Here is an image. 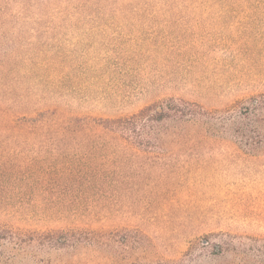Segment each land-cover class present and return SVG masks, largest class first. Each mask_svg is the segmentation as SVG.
<instances>
[{"label": "rangeland", "instance_id": "rangeland-1", "mask_svg": "<svg viewBox=\"0 0 264 264\" xmlns=\"http://www.w3.org/2000/svg\"><path fill=\"white\" fill-rule=\"evenodd\" d=\"M255 98L264 0H0V231L37 239L0 264H264ZM168 99L207 114L158 144L58 127Z\"/></svg>", "mask_w": 264, "mask_h": 264}, {"label": "trees", "instance_id": "trees-1", "mask_svg": "<svg viewBox=\"0 0 264 264\" xmlns=\"http://www.w3.org/2000/svg\"><path fill=\"white\" fill-rule=\"evenodd\" d=\"M240 113L244 115V138L249 139L255 136L264 143V98L251 100L249 105L241 107ZM204 114H207V111L197 103L183 99H168L150 104L130 116L103 120L76 118L65 124H58V127H64L63 129L68 131L73 129L91 130L94 131V134L111 136L138 144L143 142L158 144L164 143L166 139L183 136L186 131L183 125L185 119L190 116L196 119L203 118ZM40 116L42 118L38 119L37 122H43L46 118V114H40ZM56 234H48V240L45 242H49L58 250L74 249L84 242L80 238H71L64 231ZM4 240H11L14 244H16V240L23 244L37 243V239L34 237H30L27 241L18 235H7V233L0 231V244ZM42 244L45 245L44 242ZM85 244L95 246L98 241L96 239L88 240ZM256 250L261 257H264V244ZM62 264H81V262L67 260Z\"/></svg>", "mask_w": 264, "mask_h": 264}]
</instances>
